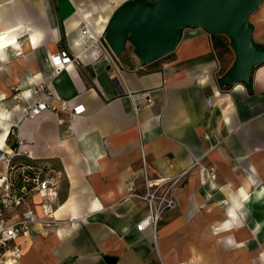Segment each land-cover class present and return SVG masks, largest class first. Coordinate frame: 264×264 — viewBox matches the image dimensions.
I'll return each mask as SVG.
<instances>
[{
	"label": "crops",
	"instance_id": "1",
	"mask_svg": "<svg viewBox=\"0 0 264 264\" xmlns=\"http://www.w3.org/2000/svg\"><path fill=\"white\" fill-rule=\"evenodd\" d=\"M122 1L0 0V58L11 47L19 64L10 82L0 79V150L60 175L57 221L36 224L11 264H109L114 255L116 264H264V64L250 83L222 84L214 34L202 27H184L153 62L129 44L110 64L83 23L103 39ZM251 22L264 44V2ZM60 49L77 59L56 74ZM145 90L153 102L135 111L131 94ZM40 97L85 110L70 130L58 122L62 109L24 118L22 106ZM195 160L214 177L203 180ZM189 167L173 209L155 230L140 228L148 206L133 193L146 191L147 177Z\"/></svg>",
	"mask_w": 264,
	"mask_h": 264
},
{
	"label": "built area",
	"instance_id": "2",
	"mask_svg": "<svg viewBox=\"0 0 264 264\" xmlns=\"http://www.w3.org/2000/svg\"><path fill=\"white\" fill-rule=\"evenodd\" d=\"M83 34L90 40H98L99 45L106 54L110 64L116 63V56L112 49L103 39L96 37L90 31L87 21L83 23ZM65 49H60L51 57L54 73H59L63 68L58 63H65V66L76 60ZM64 66V67H65ZM43 84L30 87L31 94L42 92ZM134 97V110L138 111L153 102L150 90L131 94ZM24 118L37 116L47 108L55 110L62 109L64 115L58 116V122L64 124L68 130L72 129V116L82 113L85 108L82 105L69 107L67 101H61L56 106L48 99L38 98L33 103L22 106ZM17 151L0 150V161L4 162L5 171L0 173V264H11L19 261L25 253V246L32 239L34 226L41 224L47 226L54 224L58 197L60 175L52 170L44 169L42 165L34 162L16 164L14 162ZM198 162V161H197ZM195 162V163H197ZM190 167L174 176H159L157 178H146V193L141 195L144 201L150 206L146 218L138 223L140 228H157L162 214L167 208L176 205L174 191L181 176L186 174ZM214 176V175H212ZM36 195L38 197L36 198ZM180 264H186L180 262Z\"/></svg>",
	"mask_w": 264,
	"mask_h": 264
},
{
	"label": "water",
	"instance_id": "3",
	"mask_svg": "<svg viewBox=\"0 0 264 264\" xmlns=\"http://www.w3.org/2000/svg\"><path fill=\"white\" fill-rule=\"evenodd\" d=\"M264 0H123L111 15L106 42L116 56L129 44L143 63L175 49L184 27H202L210 34H227L235 52L222 84L250 83L254 69L264 64V44L253 37L251 15ZM109 264L117 258L106 256Z\"/></svg>",
	"mask_w": 264,
	"mask_h": 264
},
{
	"label": "rangeland",
	"instance_id": "4",
	"mask_svg": "<svg viewBox=\"0 0 264 264\" xmlns=\"http://www.w3.org/2000/svg\"><path fill=\"white\" fill-rule=\"evenodd\" d=\"M17 52H18L17 49H12L11 47H7V48H5V55H6L5 60H1V58H0V65L2 66V69L0 71V79L7 81V83L10 82L11 75L13 74L15 69L19 66V64L17 63V60H15L18 57ZM49 77L50 76H48L47 79H49ZM45 81H43V82H45ZM18 85L19 84L11 85V86L15 88ZM194 162H197V160H195ZM194 168H198L201 172V175L203 173V177H204L203 180L208 181V179H206L205 177H207V178L214 177V176H211L212 168L210 166H208L207 164L202 163L201 160H198V162L195 163V165L192 167V169H194ZM188 173H189V171L186 174H184L183 176H181L178 183L176 184V188L174 191L175 199H176V191H177L178 187L180 186V184L183 182V180L187 177ZM208 175H209V177H208ZM146 191H147V189H146ZM146 191L144 193L143 192H141V193L140 192H134L133 194L135 195L136 198L143 200L141 195H144L146 193ZM170 209H173V207L167 208L165 211L170 210ZM162 216H163V214H162Z\"/></svg>",
	"mask_w": 264,
	"mask_h": 264
},
{
	"label": "trees",
	"instance_id": "5",
	"mask_svg": "<svg viewBox=\"0 0 264 264\" xmlns=\"http://www.w3.org/2000/svg\"><path fill=\"white\" fill-rule=\"evenodd\" d=\"M214 46L218 51V55L222 62V71H227L230 66V53H231V45L230 39L227 34H215L212 35Z\"/></svg>",
	"mask_w": 264,
	"mask_h": 264
},
{
	"label": "bare ground",
	"instance_id": "6",
	"mask_svg": "<svg viewBox=\"0 0 264 264\" xmlns=\"http://www.w3.org/2000/svg\"><path fill=\"white\" fill-rule=\"evenodd\" d=\"M59 50H57V51H54L52 54H51V57L55 54V53H57ZM51 63H52V65L53 66H55V64L51 61ZM58 66L59 67H62V68H64V66H65V63H62V62H60V63H58ZM211 175H214V173L213 174H211ZM147 206H148V212H149V210H150V206L148 205V203H147ZM55 219H53L52 221L53 222H55V221H57L56 220V212H55ZM146 218V217H145ZM141 222V221H140ZM48 227L47 228H49L50 226H51V224H49V225H47ZM145 228V227H144Z\"/></svg>",
	"mask_w": 264,
	"mask_h": 264
}]
</instances>
